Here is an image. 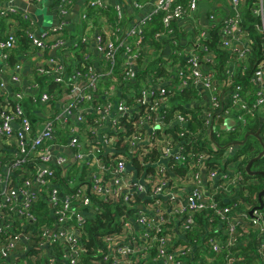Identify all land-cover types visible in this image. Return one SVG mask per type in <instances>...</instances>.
<instances>
[{"label":"built area","instance_id":"built-area-1","mask_svg":"<svg viewBox=\"0 0 264 264\" xmlns=\"http://www.w3.org/2000/svg\"><path fill=\"white\" fill-rule=\"evenodd\" d=\"M25 1L0 0V264H234L251 232L264 264V195L262 207L248 198L259 181L241 180L247 155L228 136L256 126L264 141V52L251 61L244 25L249 6L264 45V0H87L72 39L63 22L38 32L28 7L43 0ZM73 1H56L61 19ZM90 6L113 12L96 26ZM213 27L222 70L206 42ZM18 28L28 46L8 65ZM175 86L195 90L182 107ZM194 115L210 138L196 152L184 129L167 130ZM107 202L122 213L91 244L88 224Z\"/></svg>","mask_w":264,"mask_h":264},{"label":"trees","instance_id":"trees-1","mask_svg":"<svg viewBox=\"0 0 264 264\" xmlns=\"http://www.w3.org/2000/svg\"><path fill=\"white\" fill-rule=\"evenodd\" d=\"M254 1L255 0H247L246 2H247V4L251 5ZM112 12H113L112 6H109L106 9L93 8L91 6L87 8L88 18H91L92 22L96 26L100 25L99 24L100 22L98 19L101 17L102 14H106V15L110 16L112 14ZM108 20L110 21L111 17H109ZM260 21H261L260 17L256 14L252 13V11H250L249 6H246L244 9V25H245L247 31L249 32V35L254 40L250 46L251 61H253L254 58L258 57L261 53L264 52V45H262V43H261V40H262L261 34L259 33L258 28L256 27V23H259ZM7 23L8 22L5 23V19H2L1 26L3 29L5 28ZM84 24H85V22H84ZM160 28H161V22H160L159 16H157L150 23H148L146 25V30H145L146 36L150 37V39L153 41L154 32L156 30H159ZM77 31L78 30L74 31V33H72V36L75 35ZM16 34H17L18 39H20V44L18 45V48L15 51L12 50L11 53L8 54V56L6 57L5 61L8 65H11L15 61H20V57L16 54L20 50L26 49L28 46L27 42L25 40V39H27V37L24 33V30L22 28H18V29H16ZM175 34L180 37V36H183L184 33L178 29L175 31ZM220 41H221V35H220V32L218 31V29L216 27L211 28L210 37L208 38V40L206 42L213 49H215V51L218 53L219 64L217 65V67L219 70H222L224 68V59L227 56L228 51L220 48ZM153 43H154V45L159 44V42L156 40ZM252 67H253V64H251L248 71H250L252 69ZM157 69H159V67H157ZM236 79L238 81H240L241 77H236ZM242 79H243V77H242ZM193 95H195V90L193 88H190V87L189 88H187V87L181 88V87L175 86L172 98L175 99L176 104L178 106L182 107L183 104H187L190 101V99L193 97ZM184 110L185 111H191V108L185 106ZM186 126L187 127L174 124V127L167 129V130L170 131L172 129L173 134H176V131L184 129L185 130L184 137L186 139V147H193L195 149V152L198 151L197 149L206 148L207 147L206 144L210 140V138L206 135L204 137V139H201L202 133H204V130H205L204 126L201 124V121L198 120L196 118V116L194 115L193 118L190 121H188ZM197 129H199V131L195 132ZM255 129H256V126L247 127L246 129L238 128L233 133H230L228 136L230 139L242 138L245 132L253 131ZM189 132H191V133L189 134ZM249 136H252L253 138H255L258 141V139L251 134H249L247 136V139L249 138ZM214 139H217V137H214ZM247 139L237 149V154L241 153V152H247L248 150L252 151L250 156H248L246 158V161L249 158H251L252 156L256 155L261 149V144L259 141H258L259 142V149H253L252 150L253 147H251V145L244 146L245 143L248 141ZM174 166L176 167L175 168L176 171H181L180 165L175 163ZM252 167L256 168V169L264 170V153L259 158H257L256 160L253 161ZM255 176L258 179L259 183H256V184L247 183L246 184V187L248 188V191H249V197L248 198H250L252 193H258L259 189L264 185V175L263 174H255ZM248 178H249V174L246 171H243L241 180L244 182L245 179H248ZM256 200L257 199H254V201H256ZM103 206L104 207L97 214L96 218L93 219L90 224H88L87 231H88V233L91 234L88 242H90L91 244L95 243L97 241V239L99 238V236L102 233H104V231L113 230L114 225L118 221V217L122 213L121 206L119 204L107 202ZM263 210H264V207H263ZM204 214L205 213H198L196 216V220H198L200 223L199 224V230L201 229V227L203 228L204 225L208 223ZM191 238H198V237L193 232L191 234ZM256 245H257V241H256L255 233L251 232L250 241H249V243H247V246L238 244V246H237L238 251H237V254H235V256L237 258L235 259L234 264H256V258H255ZM199 246H200V242H199ZM196 254H197V256H196V259H197L200 256L198 250L196 251ZM219 260H221V259L219 258Z\"/></svg>","mask_w":264,"mask_h":264},{"label":"crops","instance_id":"crops-1","mask_svg":"<svg viewBox=\"0 0 264 264\" xmlns=\"http://www.w3.org/2000/svg\"><path fill=\"white\" fill-rule=\"evenodd\" d=\"M57 0H43L42 3L39 5L35 6H29L28 9L32 16L35 19V25L37 28V31H43L49 28H52L60 23L63 22L64 24V36L66 39H72L73 37L71 36L74 31L77 30L78 26L81 25L82 21L80 18V14L84 8V4L86 3L87 0H74L73 1V7H72V13L68 17L61 19L58 15V10H57ZM14 3L21 7V8H26L27 3L25 0H14ZM40 8V11L37 9ZM201 8L204 11V8L201 5ZM127 12H129V9L125 8ZM221 10L224 11V9L221 7ZM45 14L49 15L50 17V22L45 21ZM142 13H140L141 15ZM99 20V19H98ZM7 25L5 26L4 29H8L12 25V21L6 20L5 23Z\"/></svg>","mask_w":264,"mask_h":264},{"label":"water","instance_id":"water-1","mask_svg":"<svg viewBox=\"0 0 264 264\" xmlns=\"http://www.w3.org/2000/svg\"><path fill=\"white\" fill-rule=\"evenodd\" d=\"M218 121H223V118L219 117ZM225 121L227 122L228 125H231L233 123L232 118H226ZM249 134L255 136L258 139V141L261 144V149L256 155H254L248 159V161L246 162V165H245V169H246L247 173L250 175H253V174H263L264 175V170L251 168L253 161L256 160L257 158H259L264 153V141L262 140L261 136L259 135V130L247 131L244 133V135L241 139H236V140H233L231 142L236 144V145H241L246 141L247 136ZM263 195H264V187L261 188L258 192L259 207L263 206V199H262Z\"/></svg>","mask_w":264,"mask_h":264},{"label":"rangeland","instance_id":"rangeland-1","mask_svg":"<svg viewBox=\"0 0 264 264\" xmlns=\"http://www.w3.org/2000/svg\"><path fill=\"white\" fill-rule=\"evenodd\" d=\"M37 10L40 11V8H38ZM45 21L48 23L50 22V17L47 14H45ZM247 140L248 141L245 143L244 146L251 145V147H253L252 150L253 149H259V142L255 138H253L252 136H249V138ZM251 153H252V151H249V150L247 152H245L247 157L250 156Z\"/></svg>","mask_w":264,"mask_h":264}]
</instances>
